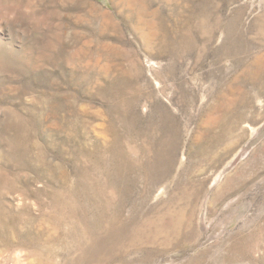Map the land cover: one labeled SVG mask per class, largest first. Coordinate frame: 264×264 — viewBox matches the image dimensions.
<instances>
[{
  "label": "rangeland",
  "instance_id": "obj_1",
  "mask_svg": "<svg viewBox=\"0 0 264 264\" xmlns=\"http://www.w3.org/2000/svg\"><path fill=\"white\" fill-rule=\"evenodd\" d=\"M0 264H264V0H0Z\"/></svg>",
  "mask_w": 264,
  "mask_h": 264
}]
</instances>
